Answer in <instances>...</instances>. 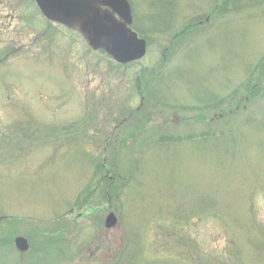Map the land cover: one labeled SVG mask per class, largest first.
Masks as SVG:
<instances>
[{
	"label": "rangeland",
	"instance_id": "obj_1",
	"mask_svg": "<svg viewBox=\"0 0 264 264\" xmlns=\"http://www.w3.org/2000/svg\"><path fill=\"white\" fill-rule=\"evenodd\" d=\"M128 1L120 66L0 0V264H264V0Z\"/></svg>",
	"mask_w": 264,
	"mask_h": 264
},
{
	"label": "water",
	"instance_id": "obj_2",
	"mask_svg": "<svg viewBox=\"0 0 264 264\" xmlns=\"http://www.w3.org/2000/svg\"><path fill=\"white\" fill-rule=\"evenodd\" d=\"M42 15L55 24L80 33L96 52L106 54L119 65L142 60L148 50L146 40L133 30L134 17L128 0H34ZM116 224L110 215L107 227ZM21 253L29 251L24 237L15 240Z\"/></svg>",
	"mask_w": 264,
	"mask_h": 264
},
{
	"label": "trees",
	"instance_id": "obj_3",
	"mask_svg": "<svg viewBox=\"0 0 264 264\" xmlns=\"http://www.w3.org/2000/svg\"><path fill=\"white\" fill-rule=\"evenodd\" d=\"M33 1V0H32ZM134 26H136L135 24H134ZM131 65V64H130ZM127 66H129V65H127ZM126 122H124V124H125Z\"/></svg>",
	"mask_w": 264,
	"mask_h": 264
}]
</instances>
